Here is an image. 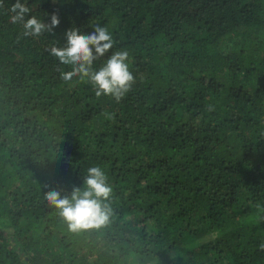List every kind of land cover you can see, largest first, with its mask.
Masks as SVG:
<instances>
[{"label": "trees", "instance_id": "trees-1", "mask_svg": "<svg viewBox=\"0 0 264 264\" xmlns=\"http://www.w3.org/2000/svg\"><path fill=\"white\" fill-rule=\"evenodd\" d=\"M15 2L0 0V264H264V0H21L59 16L36 38ZM95 25L129 53L119 102L63 81L48 51ZM97 165L109 221L70 232L45 194Z\"/></svg>", "mask_w": 264, "mask_h": 264}, {"label": "clouds", "instance_id": "clouds-1", "mask_svg": "<svg viewBox=\"0 0 264 264\" xmlns=\"http://www.w3.org/2000/svg\"><path fill=\"white\" fill-rule=\"evenodd\" d=\"M9 11L12 13L11 22L22 25L25 38H36L44 33L53 34V30L60 24L57 13L50 15V23H45L35 15L28 18L31 9L21 0H16ZM93 29L87 35L78 28L69 29L64 33L65 46H52L48 51L60 64L71 67L70 71L61 73L63 81H71L74 77L81 80L86 78L97 97L110 96L119 102L135 83L127 63L129 53L125 50L111 51L114 40L107 27L95 25ZM105 57L107 59L104 63L98 69L94 68V62ZM209 110H212L211 106ZM83 185V189L74 188L70 197L62 196L59 190H50L45 194L49 206L59 211L69 231L73 233L99 229L108 223L111 215V208L104 201L109 200L113 189L104 170L98 165L90 167ZM254 207L257 214L264 213L261 205ZM259 249L264 251V242L259 245Z\"/></svg>", "mask_w": 264, "mask_h": 264}]
</instances>
